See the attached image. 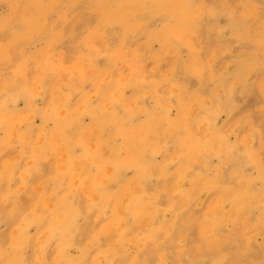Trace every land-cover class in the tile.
<instances>
[{
	"label": "rangeland",
	"instance_id": "rangeland-1",
	"mask_svg": "<svg viewBox=\"0 0 264 264\" xmlns=\"http://www.w3.org/2000/svg\"><path fill=\"white\" fill-rule=\"evenodd\" d=\"M37 5L0 0V264H264L248 231L264 211V72L213 119L215 85L149 13ZM191 43L201 60L217 48L207 31ZM258 46L238 36L216 65L238 71Z\"/></svg>",
	"mask_w": 264,
	"mask_h": 264
},
{
	"label": "clouds",
	"instance_id": "clouds-1",
	"mask_svg": "<svg viewBox=\"0 0 264 264\" xmlns=\"http://www.w3.org/2000/svg\"><path fill=\"white\" fill-rule=\"evenodd\" d=\"M97 2L103 3V0ZM54 3L55 0H41V4L45 6ZM125 4L142 9L158 21L159 29L156 34L159 40L174 49L178 59L179 49L189 50L193 59L187 65L188 70L216 87L215 99L219 102L212 109L213 119L228 111L225 105L238 89L239 94H243L245 86L251 83L249 77L253 73L264 72V0H243L240 11L232 8V0H215L213 7H208L205 0H125ZM253 24L257 25L258 33L250 31ZM204 31L214 33L217 40L215 54L207 60L200 59V49L193 47L191 43L198 32ZM238 36L258 39L259 46L242 59L238 71L233 67L232 59L224 61L218 67L217 59L223 57L228 50L226 46H237ZM221 96L224 97L222 101L219 99ZM257 134L261 150H264V133ZM182 210L178 207L174 212L179 215ZM248 231L252 240L257 235L264 234V211L258 225H253ZM213 264H224V257H218Z\"/></svg>",
	"mask_w": 264,
	"mask_h": 264
},
{
	"label": "bare ground",
	"instance_id": "bare-ground-1",
	"mask_svg": "<svg viewBox=\"0 0 264 264\" xmlns=\"http://www.w3.org/2000/svg\"><path fill=\"white\" fill-rule=\"evenodd\" d=\"M34 2H37L38 4H41V0H34ZM49 6H54V4H52V5H49ZM37 7L38 8H40V9H42V8H44V6L43 5H37ZM70 7V6H69ZM69 9V8H68ZM43 10V9H42ZM73 7H72V10H70V11H68V12H71V13H73ZM65 13H67V12H65ZM61 19H63V18H61ZM105 19H109V18H105ZM65 20V19H64ZM245 88H249L248 87V85H246L245 86ZM214 91V90H213ZM184 94H185V96L187 97V98H198V97H200V92L198 91V92H196V93H189L187 90H185L184 91ZM235 96V94L232 96V97H234ZM212 117V112L210 113V118ZM213 118V117H212ZM212 121V120H211ZM116 122H118V123H120V121H116ZM211 124V123H210ZM240 188H244V186L243 185H241V184H237ZM236 190H237V188L235 189V190H233L232 191V193L234 194V195H236L238 192H236ZM246 216H249L248 214H246Z\"/></svg>",
	"mask_w": 264,
	"mask_h": 264
}]
</instances>
